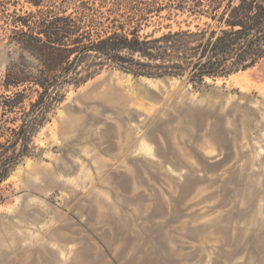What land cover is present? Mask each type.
Masks as SVG:
<instances>
[{
    "label": "rangeland",
    "instance_id": "rangeland-1",
    "mask_svg": "<svg viewBox=\"0 0 264 264\" xmlns=\"http://www.w3.org/2000/svg\"><path fill=\"white\" fill-rule=\"evenodd\" d=\"M196 1L43 5L87 6L99 30L144 38L218 29L223 5L212 18L210 0ZM36 9L0 0V176L3 158L22 151L0 178V264H264V58L198 83L109 64L65 85L27 146L5 143L24 118L1 105L17 55L7 37Z\"/></svg>",
    "mask_w": 264,
    "mask_h": 264
},
{
    "label": "trees",
    "instance_id": "trees-1",
    "mask_svg": "<svg viewBox=\"0 0 264 264\" xmlns=\"http://www.w3.org/2000/svg\"><path fill=\"white\" fill-rule=\"evenodd\" d=\"M25 1L37 9L17 16L7 37L17 55L6 64L2 86L8 94L1 101L4 111H19L24 118L10 128L5 143L21 140L27 146L28 134L64 99V86H79L109 64L135 75L185 76L198 83L264 58V0H210L212 18L223 5L218 29L195 25L144 38L121 27L99 30L100 16L87 6L67 12L44 6L45 0ZM166 1L177 9L190 6L191 0ZM134 54L142 60H134ZM4 145L0 142L1 155ZM20 155L22 151L3 158L6 168L0 178Z\"/></svg>",
    "mask_w": 264,
    "mask_h": 264
}]
</instances>
